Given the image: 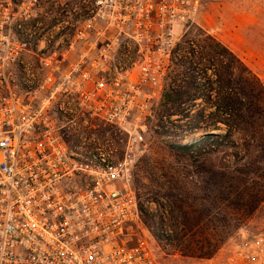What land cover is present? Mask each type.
Masks as SVG:
<instances>
[{"label":"built area","instance_id":"2783aa9c","mask_svg":"<svg viewBox=\"0 0 264 264\" xmlns=\"http://www.w3.org/2000/svg\"><path fill=\"white\" fill-rule=\"evenodd\" d=\"M199 10L200 0H0V264H159L136 234L132 173L151 103L194 56L183 39ZM219 264H264V239Z\"/></svg>","mask_w":264,"mask_h":264},{"label":"rangeland","instance_id":"374dc122","mask_svg":"<svg viewBox=\"0 0 264 264\" xmlns=\"http://www.w3.org/2000/svg\"><path fill=\"white\" fill-rule=\"evenodd\" d=\"M196 22L184 41L195 46V38H214L264 88V0H200ZM204 87L197 93L205 99L184 106L179 115L177 110L161 126L152 114L135 158L132 188L142 210L136 234L149 242L159 264H219L237 247L264 239V154L258 145L244 149L243 136L236 135L219 146L194 149L193 155L172 148L179 143L191 145L204 135L206 116L213 111ZM157 101L151 103L152 110ZM202 110L205 123L193 131L191 122ZM220 128L214 133L224 135L225 127ZM230 181L233 192L248 189L249 195L243 194L242 200L228 195ZM161 214L172 232L170 238L158 233Z\"/></svg>","mask_w":264,"mask_h":264},{"label":"trees","instance_id":"16d2710c","mask_svg":"<svg viewBox=\"0 0 264 264\" xmlns=\"http://www.w3.org/2000/svg\"><path fill=\"white\" fill-rule=\"evenodd\" d=\"M194 44L196 52L192 59L181 58L169 70L152 112L161 126L162 121H168L177 110L179 115L184 111V106L205 99V95L200 98L197 93L204 86L208 93L206 101L213 111L206 116L208 120L200 139L191 145H171L172 148L191 155L194 149L202 151L207 144L219 146V143L238 135L243 136L241 147L247 149L253 143L260 148L259 153L264 154V88L261 81L236 55L214 38H195ZM202 49L206 51L205 54ZM171 83L174 88H171ZM173 109L175 112L171 111ZM196 117L191 122L193 131H196L199 123H205L204 110ZM220 126L225 127L224 135L214 133L221 130ZM227 187L229 190H225L226 193L236 196V199L242 200L245 193L249 195L248 189H241V192L235 189L233 192L231 181Z\"/></svg>","mask_w":264,"mask_h":264},{"label":"bare ground","instance_id":"6f19581e","mask_svg":"<svg viewBox=\"0 0 264 264\" xmlns=\"http://www.w3.org/2000/svg\"><path fill=\"white\" fill-rule=\"evenodd\" d=\"M212 132H213V131H212ZM199 134H200V133H199ZM209 134H210V133H209ZM196 135H197V134H196ZM196 135H195V136H196Z\"/></svg>","mask_w":264,"mask_h":264}]
</instances>
